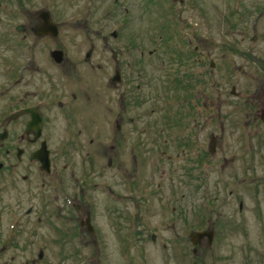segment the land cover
Returning a JSON list of instances; mask_svg holds the SVG:
<instances>
[{
  "label": "rangeland",
  "instance_id": "obj_1",
  "mask_svg": "<svg viewBox=\"0 0 264 264\" xmlns=\"http://www.w3.org/2000/svg\"><path fill=\"white\" fill-rule=\"evenodd\" d=\"M91 2L95 3L94 0H18L16 5L21 10L14 8L16 13L0 8L2 26L23 23L30 15L27 12H32L35 6L53 7L58 10L53 13V20L64 18L69 22L65 25L68 30L59 35L65 56L83 58L81 55L94 43L93 57H100L103 66L100 76L103 127L97 130L99 142L79 151L70 140L68 155L74 169L61 165L56 167L59 170L54 168L50 173L48 169L46 172L50 174L42 173L39 177L37 169L32 167V174L23 178L21 170L10 167V162H16L15 128L0 125V235H6L0 237V246L9 235L19 232L17 239H13V247L3 250L0 260L10 264H125L127 261L185 264L188 252L183 251V258L173 260L169 255L174 254L173 249L169 246L163 249V241L172 234L171 230L164 233L168 227L163 225L174 215L172 208L177 207L188 219L195 213L203 222L217 220L220 231L214 249L217 256L225 258L223 261L228 260L229 252L230 264L242 263L243 257L246 263L253 262L254 250L264 246V0H98L96 4L101 9L90 14L87 9ZM86 18L90 28L82 33L77 29L72 34L71 25ZM114 31L118 40L111 36ZM101 36L108 37L111 45L132 43L134 56L139 60L131 61L135 64V83L130 90L121 88L130 93L135 91L134 108L124 115L138 113L149 105L150 110L155 109L148 116L137 118L133 125L124 123V137L115 141L108 136L112 132L108 124L115 109L116 88L107 83L114 61ZM11 47L0 45V58L8 57ZM53 48L55 44H38L33 50L38 63L49 57ZM144 59L150 66L138 67L136 63L143 65ZM1 68L0 65V71ZM144 75L145 84L141 83ZM169 79L176 83L172 93L178 86L184 94L192 85L193 97L200 105H209V112H213V125L209 129L205 125L200 132L204 145L210 142L213 146L214 142L210 158L208 153L206 156L180 153L176 157L172 151H168L172 154L171 162L162 157L160 151L165 147L158 135V109L159 103L167 100L161 85L167 82L169 89ZM0 85H5L1 74ZM57 93L55 88L54 96ZM14 101L12 86L0 95V115L8 107L13 108ZM106 106L112 109L109 111ZM199 111L203 119L200 118L198 129L202 120L207 119V112L202 108ZM146 120L150 127L140 132ZM209 130L214 131L211 140ZM179 134L184 135L182 130ZM70 136L78 140L73 134ZM60 138L62 135L58 134L50 142L56 151L67 143ZM136 138L139 143L134 141V159L127 157L126 149ZM4 149L10 152L5 153ZM85 151L91 157L85 158ZM69 156L64 154L58 163L67 162ZM89 160L91 168L81 169ZM67 176L74 185L69 190ZM43 179L51 181L50 187L41 185ZM95 179L108 181L113 192L104 187L94 189L91 181ZM110 193L121 196V202L111 199L115 196ZM127 196L133 199L129 201ZM67 197L74 207L86 203L91 225H83L86 215L82 206L80 227L85 230L97 226L99 241L94 242L87 230H77L73 221L69 223L68 212L78 211L65 203ZM120 238L133 245L130 252L119 251ZM201 255L200 264H208L210 254L206 251Z\"/></svg>",
  "mask_w": 264,
  "mask_h": 264
},
{
  "label": "flooded vegetation",
  "instance_id": "obj_2",
  "mask_svg": "<svg viewBox=\"0 0 264 264\" xmlns=\"http://www.w3.org/2000/svg\"><path fill=\"white\" fill-rule=\"evenodd\" d=\"M17 2L18 0H0V8L10 13H16V11L21 10V6L16 5ZM94 2V4L91 2L90 6H88L87 10L90 14L91 12L98 13V10L101 9V7L96 4L98 0H94ZM99 2H101V0H99ZM41 12L47 13L50 20L54 22L56 30L53 29V31L51 30L47 33L38 28L41 22ZM55 12H58V10L48 5L40 7L35 6L32 12H27L30 13V15L27 16V19L25 18L23 23L16 25L8 23L0 26V45L9 44L12 46L8 57L0 58V65L2 67L0 74L3 76V79H5V85H0V95L9 91L12 86L15 88L14 107H8V110L1 113L0 125H10V127L14 126L15 128L16 132L14 137L16 144L14 155L16 162L10 164V166H14L16 169L21 170V176L23 178H28L29 175L32 174V167L37 169L36 173L39 177L42 173H47L46 171H48V169L50 173L52 172L51 169L55 168L56 171L59 170L56 167L61 165L63 168H68V170L74 169L72 165L73 160L68 155L71 150V147H69L71 144L70 140L74 142L75 148L80 151L82 147H87L88 145L90 146L91 144H97L99 142L97 130L99 129L101 131L103 127L101 120L103 106L101 107L102 90L100 79L103 69L102 61L99 59L100 57H97V59L93 57L95 51L94 43H92L88 52L81 55L83 58H78V56L68 58L65 56L60 46L62 40H60L59 35L65 33L64 30H68V27L65 25L69 22L64 18L58 21L53 20V13ZM88 28L90 27L86 18V20L80 24H72L70 32L74 34L77 29H81L82 33L83 29L87 30ZM50 32H56V35H52ZM97 34H101V31L97 30ZM112 38L113 40L119 39L118 36ZM101 39H103L105 49L107 48L110 51L114 61V63H112V76L108 78L107 83L111 87L113 86L116 88V96L114 98L115 109L114 112H112L111 124H108L112 126V132L108 133V136L115 141L124 137L123 135L125 132L122 130L124 123L133 125L137 118L146 117L149 115L150 111L154 112L155 109L150 110L149 105L138 113H134L133 111L126 116L124 115V112L127 113L128 110L131 111L134 108L135 91L130 93L125 89L130 90L135 83V64H131V61L139 60L134 56L132 43L123 42L122 44L113 43L111 45L108 43V37L101 36ZM42 41L45 44H55L56 48L53 49H58L63 52V59L60 63H56L51 58L50 54L49 57L43 58L42 63H38L36 54L33 50L38 44H43ZM53 49H51V51ZM140 64L141 63H136L138 67L142 68L150 66V62L147 61V59L143 65ZM145 79L146 75H144L143 82L141 83L145 84ZM178 80L179 79H177V81ZM168 81L171 86L169 89L167 88V82L165 86H163L165 82L161 85V91H165L167 100L159 103L158 109L160 115V117H158V135L161 139V145L165 147L163 151H160L161 155L162 157L165 156L168 162H171L172 154H168V151H172L176 157L180 153L193 156L198 153L204 154L205 151L209 149L210 142L204 145L203 141H201L202 138H200V132L204 129L205 125L207 129L211 128L213 125V112H209V105H200V102L193 97V92L189 87L185 89L184 94L183 91H181L182 89H178V86L172 93L171 91L176 83L172 84L173 81L171 79ZM137 87H140L139 83ZM55 88H57L58 93L54 96ZM128 94L132 96V99L129 98ZM140 98H143V94ZM126 99L129 101L126 102ZM106 108L109 111L112 109L107 106ZM200 108L207 112V119L205 121L202 120L201 127L198 129L200 118L203 119L199 117L202 113L199 111ZM143 124L145 128H140V132L146 131V128L150 127V122L148 120ZM59 125L61 126L60 128L58 127ZM93 125H95V127ZM181 130L184 134L183 136H179ZM2 131L8 133V130L3 127ZM58 134L62 135V138L59 140H65L67 143H63L56 151L51 147L50 142ZM71 134L78 138V140L71 138ZM213 135L214 131L209 130L208 137L210 140L213 138ZM77 141H79V143ZM134 141H138L139 143V138L134 139L128 144L126 155L127 157L135 159ZM114 147L115 146H113V148ZM4 151L5 153L10 152L9 149H4ZM64 154L69 156L68 159H66L67 162L61 161L59 164L58 160H60L59 158ZM83 155L85 158L91 157V153L88 151H85ZM105 155H107V153ZM44 157L45 161H43ZM168 162L164 160V163ZM109 164H111V162H109ZM86 167L89 169L91 168L90 160L88 163H84L83 168H80L84 169ZM67 177L68 182H70V185L67 187V190H69L73 188L74 185L70 177ZM50 183L51 181H44L43 179L41 185H48L50 187ZM91 183H93L94 189L104 187L108 192H113V188L109 185L108 181L95 179L91 181ZM29 184L32 185V182L29 181ZM157 185L160 186V184ZM72 192L74 193V191ZM76 195L75 193V196ZM111 195L115 196L114 198L110 197L111 199L121 202V196ZM126 199L130 201L133 197L127 196ZM65 200L67 205L71 204L74 210L78 211V213L74 211L68 212L67 219L69 223L73 221L74 225L78 227L77 230H84L80 227L82 224L80 213L83 206L86 215V220L83 222V225L85 223H87L88 226L89 224L91 225L89 219L90 209L86 206V203L82 204L80 202L79 204H75L74 207L69 197L65 198ZM172 209V212H175L174 215L167 218L169 222H167L166 225H162L168 227V230L164 233H168L170 230L172 231V234H169L170 236L166 238V241H163V249L166 250L168 246L173 249L174 254H169L173 260L183 258L182 254L184 251L189 253V257L186 256L185 264H200L202 258L201 254L207 251V253L210 254V262H208V264H230L229 261L232 258L231 253L228 252L226 256L228 260L223 261L225 258L217 256L214 249L220 231L218 229L219 223L209 219L206 224H204L195 220L192 214L191 218L188 219L186 218L187 215L185 213L181 214V210L179 209V211L177 207H173ZM177 210L178 212H176ZM30 211L31 210H29L28 213H30ZM164 220L166 219L164 218ZM203 230H208L210 237L206 235L197 241V245L191 244L189 233ZM84 231L93 237L94 242L99 241L100 229L97 226L96 229L89 227ZM117 231L120 232L121 230ZM117 231H114L116 237L119 236ZM184 233L187 234L190 246L183 244ZM5 236L4 234L0 235V237ZM9 236L10 238L5 240L4 244L0 246V256L7 247H13V239H17L19 232H14V234ZM118 246H120L119 251L122 254L130 252L132 247L129 245L128 241H123L122 238H120ZM256 249L257 250H254L256 260L246 263V259L243 257V261L240 264H264V246L262 247V245H260L259 249ZM8 263V261L0 260V264ZM125 264H131V262L127 261ZM180 264H182V262H180Z\"/></svg>",
  "mask_w": 264,
  "mask_h": 264
},
{
  "label": "water",
  "instance_id": "obj_3",
  "mask_svg": "<svg viewBox=\"0 0 264 264\" xmlns=\"http://www.w3.org/2000/svg\"><path fill=\"white\" fill-rule=\"evenodd\" d=\"M43 21L44 23L49 21L47 18H43ZM47 28L48 29H53L54 27L51 26L50 23L47 24ZM61 53L59 51H55L54 54H53V57L56 59V61H60L61 60V57H60ZM201 235L197 236L196 238L200 237ZM40 257H41V253H40Z\"/></svg>",
  "mask_w": 264,
  "mask_h": 264
}]
</instances>
